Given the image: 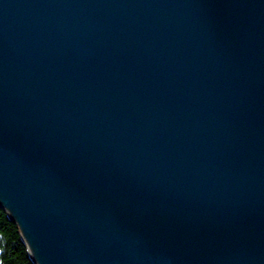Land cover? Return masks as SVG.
Masks as SVG:
<instances>
[{
    "label": "water",
    "instance_id": "1",
    "mask_svg": "<svg viewBox=\"0 0 264 264\" xmlns=\"http://www.w3.org/2000/svg\"><path fill=\"white\" fill-rule=\"evenodd\" d=\"M0 206L35 264H264V0H0Z\"/></svg>",
    "mask_w": 264,
    "mask_h": 264
},
{
    "label": "trees",
    "instance_id": "2",
    "mask_svg": "<svg viewBox=\"0 0 264 264\" xmlns=\"http://www.w3.org/2000/svg\"><path fill=\"white\" fill-rule=\"evenodd\" d=\"M0 264H35L19 227L0 206Z\"/></svg>",
    "mask_w": 264,
    "mask_h": 264
}]
</instances>
